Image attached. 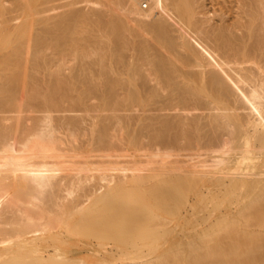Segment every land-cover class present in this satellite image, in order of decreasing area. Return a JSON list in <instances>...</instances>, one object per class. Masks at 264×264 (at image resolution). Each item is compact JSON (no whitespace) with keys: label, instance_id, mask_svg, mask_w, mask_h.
<instances>
[{"label":"bare ground","instance_id":"6f19581e","mask_svg":"<svg viewBox=\"0 0 264 264\" xmlns=\"http://www.w3.org/2000/svg\"><path fill=\"white\" fill-rule=\"evenodd\" d=\"M0 0V264H264V0Z\"/></svg>","mask_w":264,"mask_h":264},{"label":"rangeland","instance_id":"374dc122","mask_svg":"<svg viewBox=\"0 0 264 264\" xmlns=\"http://www.w3.org/2000/svg\"><path fill=\"white\" fill-rule=\"evenodd\" d=\"M142 7L144 8V9H148L149 7H148V3L144 0V2H143V4H142Z\"/></svg>","mask_w":264,"mask_h":264}]
</instances>
